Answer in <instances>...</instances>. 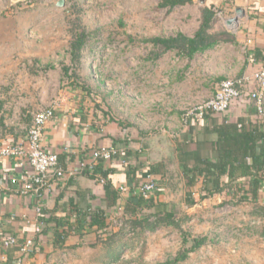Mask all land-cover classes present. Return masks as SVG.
Here are the masks:
<instances>
[{"label":"rangeland","instance_id":"rangeland-1","mask_svg":"<svg viewBox=\"0 0 264 264\" xmlns=\"http://www.w3.org/2000/svg\"><path fill=\"white\" fill-rule=\"evenodd\" d=\"M57 2L0 0L2 143L12 141L15 133L23 137L32 123L33 113L55 105L58 98L61 101L76 96L87 101L89 110L101 115L102 120L121 119L126 125L135 121H145L147 125L154 118H150V111L155 112V103L168 95L176 101L170 106L182 105L181 93L165 88L167 73L153 68L150 57L155 47L146 40L179 32L193 34L200 25V0L172 9L160 6L161 0H65L64 6H57ZM76 18H80L90 34H95L78 66L72 63L69 52L70 29ZM218 25H224L219 13ZM175 52L166 53L160 61L184 63ZM67 65L71 71L75 68L81 90H74L65 76ZM176 77L173 83L179 87ZM168 86L173 88L171 82ZM185 104L180 107L183 120L189 106ZM6 129H13V135L5 137ZM259 209L248 198L229 204L215 196L200 200L193 207L177 208L190 216L182 224L184 231L194 237H209L207 243L177 264H264V220ZM120 214L111 213L109 231L122 228ZM182 228L147 231L135 238L131 246L122 248L118 261L112 259L109 251L119 244L121 237L107 239V231L97 233L88 228L80 244L56 260L53 256L48 264L165 262L183 249ZM132 236L128 235L127 239Z\"/></svg>","mask_w":264,"mask_h":264},{"label":"crops","instance_id":"crops-1","mask_svg":"<svg viewBox=\"0 0 264 264\" xmlns=\"http://www.w3.org/2000/svg\"><path fill=\"white\" fill-rule=\"evenodd\" d=\"M206 1L218 8L224 21V25L217 27H225L232 38L197 52L192 59L175 52L184 60L180 65L160 61L161 56L175 50L164 52L160 59L151 56L153 68L167 73L165 88L172 90V93H181L182 105L211 97L225 78H248L238 85L243 96L234 99L225 112L184 121L180 118L182 105L179 108L177 104L170 106L176 101H172L168 95L165 100L155 103V112L150 111V118H154L147 125L145 121L127 125L111 119L104 121L101 115L89 110L87 101L76 96L68 100L61 99L54 118L46 123L43 145L48 152L58 154L60 164L70 173L63 178H52L51 186L39 193L23 195L17 190L0 189V239L2 234L12 233L20 240L19 245L6 249L0 242V264H12L19 255L24 257L25 264H48L53 256L56 260L72 249L54 246L56 228L54 222H49L51 215L60 220L73 219L75 209L90 211L97 208L115 213L116 205L113 206L114 202L111 201L113 197L107 194L105 183L101 181L106 178L100 172L94 177L85 172L86 169L92 171L94 168H81L82 161L91 160L89 155L94 148L114 145L118 141L119 146H126L132 153L129 164L137 168L135 171L118 159L102 163L105 169H111L109 179L116 189L122 183L130 186L138 184L149 172L160 186V200L166 201L171 207L180 203L188 208L184 203L190 198L184 171L186 166L194 167L208 159H220L216 128L222 124L226 126L228 123L243 122L249 127L264 129V124L260 123L264 121V115L257 113L255 101L250 98V92L258 88L253 75L264 61V0H200V6ZM238 8L242 16L233 24H227L228 19L237 15ZM174 75L180 81L179 87L173 83ZM170 82L173 88L168 86ZM256 134L262 136L259 132ZM23 137L20 136L18 140ZM257 143L259 151L264 146V140H257ZM14 165L12 159L5 158L0 162V169L6 167L14 173ZM139 175L141 178H138ZM202 180L203 176H199V182L193 188V198L197 201L193 206L200 201ZM0 183L5 186L8 179L1 175ZM262 194L264 198V192ZM131 196V193L121 195L117 204L124 206ZM214 196L224 200L227 198L224 194ZM43 213L48 221L41 219ZM28 238H33L35 249L25 254L21 251V242ZM78 239V236L73 235L66 245L71 246Z\"/></svg>","mask_w":264,"mask_h":264},{"label":"trees","instance_id":"trees-1","mask_svg":"<svg viewBox=\"0 0 264 264\" xmlns=\"http://www.w3.org/2000/svg\"><path fill=\"white\" fill-rule=\"evenodd\" d=\"M192 2L193 0H161L160 6L172 9L177 5ZM218 11L215 5L206 1L200 8L199 28L193 34L179 32L176 35L167 37L155 36L148 38L146 42H151L155 47L151 54L158 59L168 50H177L180 54L192 59L197 52L210 48L222 41L230 40L232 37L227 29L223 26L217 27ZM70 30L69 52L72 63L78 66L82 61L84 49L91 43L95 34H90L86 30L80 18H76V22H73ZM72 70L67 65L64 67V74L70 79L74 90H81L79 87L82 85L78 81L76 70L75 68H72ZM87 90H90L89 87H87ZM113 120L122 123L121 119ZM240 123L241 126L237 122L236 124L228 123L226 126L222 124L216 128L218 132L216 146L220 153L218 161L208 159L201 165L194 167L186 166L184 172L190 198H187L184 203L186 206L191 207L197 202L193 198V188L198 184L199 176H203L200 200L210 198L216 194H224L227 196L224 203L237 204L248 198V200L254 201L256 209L260 208V212L258 211V213L264 220V198L262 194L264 192V146L258 151L257 143V140H264V129H259L262 130L259 131L257 128L249 127L246 123ZM260 123L263 125L264 121ZM224 126L226 128H223ZM11 131L13 129H6L4 131L5 137L12 136L13 133ZM257 132L261 133L262 136L257 135ZM14 135L16 137L14 136L12 141H18L20 137L16 133ZM2 142L0 140V143ZM117 142L115 141L114 145L119 146ZM126 153L128 154V158L132 156L129 149H127ZM102 163L103 161H99L92 171L86 169L85 172L91 177L100 172V175L106 178V192L113 197L111 201L114 202L113 206L116 205L115 212L121 213V218L119 217V219L123 220L122 228L116 232L109 231L108 218L111 214L102 208L90 211L75 209L73 219L60 220L56 216L51 215L49 222H54L56 228L53 236L55 247L62 249L67 247L74 248L82 242L88 228L96 230L97 233L107 231V239L109 237L113 239L116 235L121 237L119 244L109 251L112 259L118 261L122 257V248L131 246L135 238H140L147 231H156L163 227L182 228L183 222L190 218L189 215L182 213L183 211H177V208L183 210V204L177 203L171 207L169 203L159 199L161 191L159 185L158 190L149 198H144L138 194H131V198L120 208L117 201L118 199L120 200L121 193L115 188L111 179H109L111 169H105ZM136 169L133 167L131 170L135 171ZM138 178H141V176L139 175ZM261 198L263 199L261 200ZM41 219L48 221L45 213L41 215ZM262 226V234L264 235V225ZM182 230L183 249L179 251L175 258L157 264H177L186 260L190 252L196 251L208 242V236L194 237L184 231L183 228ZM131 234L133 236L127 239V236ZM73 235L78 236L79 241L71 246L66 245L68 239Z\"/></svg>","mask_w":264,"mask_h":264},{"label":"built area","instance_id":"built-area-1","mask_svg":"<svg viewBox=\"0 0 264 264\" xmlns=\"http://www.w3.org/2000/svg\"><path fill=\"white\" fill-rule=\"evenodd\" d=\"M253 78L258 88L250 92V98L255 101L257 113L264 115V61L254 73ZM245 80H248V78ZM245 80L244 78H225L221 80L219 88L211 97L186 107L184 120L205 118L210 113L225 112L234 99L243 96V92L238 85ZM59 100V98L55 100V105H48L33 113L32 123L21 140L8 141L0 145V162L5 158L12 159L15 163L13 170L18 171L12 173L10 169L2 167L0 176L6 177L8 183L5 186L0 183V189L17 190L23 195L33 192L39 193L51 186L52 178H63L70 173L60 164L58 154L48 152L43 145L46 123L54 118L56 106L60 103ZM239 126H241V123H239ZM126 151L127 147L124 145L96 147L90 152L89 159L91 160L89 162L82 161L81 168H94L99 161L111 162L116 159L121 161L123 165H128L130 158H128ZM101 181L105 183L106 179L102 178ZM118 190L121 195L131 193L149 198L158 190V183L152 177V174L148 172L146 178L141 179L138 184L130 186L127 183H122L118 186ZM1 220L2 215H0ZM121 225H123V222H121ZM37 231H39V228ZM0 242L4 249L20 244L19 238L12 233L2 234ZM21 246L22 253L26 254L33 250L35 242L33 238H28L23 243L21 242ZM12 264H25L24 257L19 255Z\"/></svg>","mask_w":264,"mask_h":264},{"label":"water","instance_id":"water-1","mask_svg":"<svg viewBox=\"0 0 264 264\" xmlns=\"http://www.w3.org/2000/svg\"><path fill=\"white\" fill-rule=\"evenodd\" d=\"M204 2V0H202ZM65 5V0H58L57 2V6H64ZM242 11L240 8L237 9V15L235 17H231L230 19L227 20V24L231 25L233 24L235 21H237V19L242 16Z\"/></svg>","mask_w":264,"mask_h":264}]
</instances>
